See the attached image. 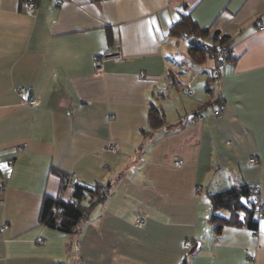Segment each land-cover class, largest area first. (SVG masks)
Segmentation results:
<instances>
[{
    "label": "crops",
    "instance_id": "1",
    "mask_svg": "<svg viewBox=\"0 0 264 264\" xmlns=\"http://www.w3.org/2000/svg\"><path fill=\"white\" fill-rule=\"evenodd\" d=\"M182 15L208 30L206 40L225 36L232 55L207 60L219 69L215 92L207 81L199 80L206 95L185 82L191 101L172 120L175 108L162 104L177 92L168 56L181 39L169 29ZM259 24L264 0H37L33 15L22 0H0V264H264ZM107 50L117 58L97 71ZM185 57L190 73L197 66ZM151 102L165 115L155 131ZM69 174L77 187L112 183L72 234L39 219L46 195L87 203ZM243 183L258 188L257 230L224 226L217 234L209 194Z\"/></svg>",
    "mask_w": 264,
    "mask_h": 264
},
{
    "label": "trees",
    "instance_id": "2",
    "mask_svg": "<svg viewBox=\"0 0 264 264\" xmlns=\"http://www.w3.org/2000/svg\"><path fill=\"white\" fill-rule=\"evenodd\" d=\"M25 1V0H22ZM169 36L176 39H185L188 42L187 55L194 65L204 63L208 58H215L217 64L231 58H220L216 51L222 48H229L226 37L214 33L212 40H206L208 30L197 26L188 15H182L175 21L170 29ZM110 39V38H109ZM212 78V77H211ZM203 106L195 114H199ZM147 124L150 131H155L165 124V115L162 108L153 102L149 104L147 112ZM112 183H95L88 187H77L88 196L86 204L80 202H64L57 197L46 195L44 197L40 212V222L55 227L64 233L72 234L78 229L80 222L87 219L93 206L103 202L109 195ZM258 188L254 184L233 185L209 194L211 203L210 221L214 225L216 233H220L224 226L245 227L251 231L258 228V214L263 210L255 207L257 202ZM61 208L60 220L57 221L56 208ZM219 211H226L227 217L218 214Z\"/></svg>",
    "mask_w": 264,
    "mask_h": 264
},
{
    "label": "rangeland",
    "instance_id": "3",
    "mask_svg": "<svg viewBox=\"0 0 264 264\" xmlns=\"http://www.w3.org/2000/svg\"><path fill=\"white\" fill-rule=\"evenodd\" d=\"M187 48H188V42L185 39H181L178 44H177V50L175 54L169 55L168 56V63H169V69L174 73V74H178V79L175 81L176 82V88H177V92H173L174 94L172 95V98L169 102H165L162 105H169L175 108L172 109L173 113H169V118H171L172 120H175V118H183L185 115V106H184V102L186 100H189V96L185 95L183 93L182 90H180L181 88L185 89L186 88V83L188 81H193V84H191V82L188 84L190 86V88L194 91V92H198L200 94H204L206 95L207 91H206V87H202V84L199 83V80L203 81H207L208 87H213V91L215 92L217 90V86H216V82L215 80H213L211 78V71L214 67L210 70L208 64L209 62L206 60L204 63L200 64V65H195L197 67H190L191 72L193 73L194 71H196V75L195 77H191L192 75L190 73L187 72V70H189V66L188 64H185L186 62V54H187ZM187 65V67H186ZM193 78V79H191ZM166 95V92H164ZM196 99V98H195ZM193 100V99H192ZM186 101V102H188ZM183 102V104H182ZM211 105H213V102H210L208 104L205 105V108L202 109V111H206V110H211ZM200 109V108H199ZM201 111V112H202ZM168 118V119H169ZM170 120V119H169Z\"/></svg>",
    "mask_w": 264,
    "mask_h": 264
},
{
    "label": "built area",
    "instance_id": "4",
    "mask_svg": "<svg viewBox=\"0 0 264 264\" xmlns=\"http://www.w3.org/2000/svg\"><path fill=\"white\" fill-rule=\"evenodd\" d=\"M36 1L37 0H25L24 1L25 11H26L27 14H29V15H33L34 14V12L36 10ZM52 1H54V3L57 4V5L59 4V0H52ZM258 28L259 29H262V28H264V25L263 24H259L258 25ZM117 55H118L117 52L113 53L110 50H107V51L102 52L95 59V67H96V70L99 71L101 69V64H102V61L104 59H107V58H117ZM216 55L218 57H220V58H224L225 59V58H228L229 56H231L232 55V52H231L230 47L229 48H222V49H219V50L216 51ZM218 76H219V69L218 68H214L211 71V77H212L213 80H215V79L218 78ZM185 93L188 94V95H191L192 94V90L188 89V90L185 91ZM17 94H18L19 98L21 99V101L24 104H27V105H29L31 107H33V106L36 105V103H37L36 99L33 98L32 96H29L27 94L26 89L19 88L17 90ZM213 113H214L215 116H218L219 113H220V110L219 109H215L213 111ZM198 115L199 114H195L193 118L194 119L195 118H199L200 116H198ZM20 149L21 148H18L17 151L20 150ZM106 149L109 152H115L118 149V145L116 143H110V144L107 145ZM254 161H255L254 158H250L249 159V162H251V163H253ZM11 162H12V159L11 160L9 159L7 161V163H11ZM175 164L178 165L179 163L178 162H175ZM74 179H75V174H69L68 175L67 184L69 186L74 187V185H75ZM255 207H257L259 209L260 208L262 209V205L258 201L255 203ZM60 211H61V208H59V207L55 209V213L57 214V221L60 220V216H59ZM262 216H263V214H262V212H260L258 214V217L260 218ZM143 224H144V220L143 219H140L138 221V226H142ZM183 248L187 252L191 251L192 248H193L192 247V243L189 240L185 241L183 243Z\"/></svg>",
    "mask_w": 264,
    "mask_h": 264
}]
</instances>
